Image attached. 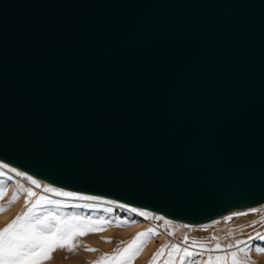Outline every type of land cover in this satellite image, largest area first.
Wrapping results in <instances>:
<instances>
[{
    "label": "water",
    "instance_id": "1",
    "mask_svg": "<svg viewBox=\"0 0 264 264\" xmlns=\"http://www.w3.org/2000/svg\"><path fill=\"white\" fill-rule=\"evenodd\" d=\"M0 159L188 223L264 202V0H0Z\"/></svg>",
    "mask_w": 264,
    "mask_h": 264
},
{
    "label": "rangeland",
    "instance_id": "2",
    "mask_svg": "<svg viewBox=\"0 0 264 264\" xmlns=\"http://www.w3.org/2000/svg\"><path fill=\"white\" fill-rule=\"evenodd\" d=\"M35 181L36 184H33L26 176H20L13 170L0 166V190L4 193L0 197V208L5 209L0 212V230L6 228L17 216L22 215L33 205H35L33 213L36 216H43L49 212L64 218L73 215L91 216L98 223L89 227L102 229L75 237L74 243L77 247L73 251L58 248L50 254L51 258L42 261V264H94L98 261L102 264H119L123 250L128 247L138 233L147 232L149 229H152L154 234L150 232L147 237H141L143 241L141 250L133 256L130 264H150L154 254L159 251L161 246L165 245L167 247L157 257L155 264H207L209 257L212 258L211 264H233L231 255L233 252L237 253L235 259L238 264H264V252L258 253L255 247H250L253 244L264 246V239L257 237V233L264 237V211L260 212L261 215L257 214L261 211L259 209H255L256 212H251L250 207H248L249 209H237L241 211L239 213L248 211L247 215H230L228 212L219 218L203 223L202 226L197 225L196 232L189 235L185 230L178 232L177 221L162 214L122 202L117 203V200L111 198L77 193L71 190L66 191L75 193L77 196H91L96 199H74L52 192L36 191L32 186L37 187L40 182ZM29 191L34 195L29 196ZM14 195L16 199L13 202ZM41 197L46 199L41 200ZM47 201H53V203ZM120 205H124V207H120ZM256 206L264 207V202ZM133 208L136 209V212L131 211ZM140 212H144L146 216H140ZM101 217L103 220L100 219ZM157 217H161V219H157ZM227 217L232 218L227 219ZM117 220L122 223L117 224ZM225 227H234L236 230L232 233V241H225L224 234L218 235ZM188 228L190 227L187 226L186 229ZM213 233L216 234L215 238L214 236L212 238ZM174 236H178L180 241L186 244L174 241L172 238ZM187 236H191V238ZM249 236L255 237V239L250 241L248 240ZM237 241L246 243L237 246ZM217 244L220 245L219 248H216ZM172 245H178L180 251H174ZM229 245H233V247H229ZM85 246L95 249V251H87ZM185 248L193 253L191 257L183 252ZM240 248H244L245 251L241 252ZM170 252L171 255H169ZM216 257H223V259L217 261Z\"/></svg>",
    "mask_w": 264,
    "mask_h": 264
},
{
    "label": "snow or ice",
    "instance_id": "3",
    "mask_svg": "<svg viewBox=\"0 0 264 264\" xmlns=\"http://www.w3.org/2000/svg\"><path fill=\"white\" fill-rule=\"evenodd\" d=\"M19 175V173H17ZM31 179V178H29ZM33 184H36L35 180L31 181ZM39 186V185H37ZM46 192H52L56 195L82 199V200H93L95 197L91 196H77L75 193L69 191H59L55 188L45 187ZM3 191L0 190V197L3 196ZM29 196L34 195L31 191L28 192ZM16 199L15 195L13 196V202ZM41 200L46 198L41 197ZM48 203H53V201H47ZM124 207V205H120ZM29 208L22 215L17 216L6 228L0 230V264H42V261L51 258V253L56 249H68L73 251L77 245L74 243V238L81 235H86L88 232H95L102 230L97 227H89L90 225H95L98 221L94 220L91 216H79L73 215L67 218L59 216L54 213H46L43 216H36L33 213V209ZM5 211V209L0 208V212ZM111 211V209H109ZM131 211L136 212V209H131ZM255 211V210H252ZM140 216H146L144 212L139 213ZM235 215H246V213H237ZM232 217H227L231 219ZM103 220V218H100ZM161 219V217H157ZM127 222V221H123ZM135 222V221H133ZM110 223V221H109ZM117 224L122 223L117 220ZM153 232L152 229H149L147 232L138 233L137 236L132 240L127 248L121 253V259L119 264H130L131 259L135 256L140 250L143 244L141 237H147L148 234ZM257 237H261L257 233ZM255 237L249 236L248 240H254ZM246 243L245 241H237L236 245ZM167 247L161 246L159 251L154 254L153 260L150 261V264H155L157 257L163 253L164 248ZM174 251H180L178 245L171 246ZM220 245L217 244L216 248H219ZM233 247V245H229ZM250 247H255V250L258 253L264 252V246L253 244ZM87 251H95V249L88 248L85 246ZM241 252H244V248H240ZM183 252L191 257L192 252H189L187 248L183 249ZM172 253L170 252L169 255ZM233 257V264H238V261L235 259L237 256L236 252L231 253ZM223 257H216V260L219 261ZM212 258L209 257L207 264H211ZM94 264H102V262H94Z\"/></svg>",
    "mask_w": 264,
    "mask_h": 264
},
{
    "label": "bare ground",
    "instance_id": "4",
    "mask_svg": "<svg viewBox=\"0 0 264 264\" xmlns=\"http://www.w3.org/2000/svg\"><path fill=\"white\" fill-rule=\"evenodd\" d=\"M0 166L1 167H4V168H6V169H11V170H13L14 172H16V173H19V175L20 176H26L27 177V179L28 178H31V179H29V181H32V180H37L38 182H40V187H35V186H32L36 191H43V192H45V187H53V188H56V189H58V190H62V191H66V190H69L70 191V189H66V188H63V187H60V186H57V185H55V184H52L51 182H48L47 180H43V179H41V178H38V177H36V176H34L33 174H31V173H29V172H26V171H24V170H22V169H20V168H18V167H16V166H14V165H12V164H10V163H8V162H5V161H3V160H1L0 159ZM31 185V184H30ZM71 191H74V190H71ZM77 193L79 192V191H76ZM81 193H85V192H81ZM86 194H89V193H86ZM91 195H95V194H91ZM96 196H101V195H96ZM103 197H105V196H103ZM103 197H102V199H103ZM107 198H109V197H107ZM111 199H113V198H111ZM110 199V201H112ZM107 200H109V199H107ZM114 200H116V199H114ZM115 202V201H114ZM117 203L118 202H122V201H119V200H117L116 201ZM115 202V203H116ZM123 204L125 203V202H122ZM127 205H131V204H128V203H126ZM261 204V203H260ZM132 206H134V205H132ZM131 206V207H132ZM263 206V205H262ZM257 207V206H251L250 207V211L251 212H253L252 210H255V209H259V210H261V211H259V213L257 212V214H260V212H262V211H264V207ZM135 207V206H134ZM136 207H138V206H136ZM139 208H141V207H139ZM248 208V207H247ZM143 209H146V208H143ZM240 209V208H239ZM242 209H245V208H242ZM249 209V208H248ZM147 210H149V209H147ZM146 210V211H147ZM149 211H152V210H149ZM257 211V210H256ZM255 211V212H256ZM153 212H155V211H153ZM239 213V212H241L240 210H237V209H233V210H231V211H229V213L228 214H237V213ZM246 212H248V211H243V213H246ZM254 212V213H255ZM156 213H158V212H156ZM160 214V213H159ZM226 214V213H225ZM163 215V214H162ZM224 215V214H223ZM223 215H221V216H223ZM247 215V214H246ZM261 215V214H260ZM165 216V215H164ZM221 216H219V217H221ZM167 217V216H166ZM219 217H217V218H219ZM233 217V216H232ZM168 218H170V217H168ZM241 218V217H240ZM170 219H173V218H170ZM216 219V218H215ZM174 220H176L177 221V223H178V229H179V231L178 232H184V230H185V232H186V234H192L193 232H196V230L197 229H195L196 228V226L198 225V226H202L203 225V223H206V222H209V221H212V220H209V221H206V222H201V223H188V222H185V221H183V220H177V219H174ZM174 220H172V221H174ZM214 220V219H213ZM213 223V222H212ZM187 226L188 227H190V228H188V229H186L187 228ZM223 226V225H222ZM225 226H226V224H225ZM193 227V228H192ZM171 231H172V229H170ZM236 230L234 229V227H225L224 228V230L220 233L219 232V234L218 235H222V234H224V239H226L225 241H232V233L233 232H235ZM172 234V233H171ZM213 236H214V238H215V236H216V234L215 233H213V235H212V238H213ZM188 238L190 237L191 238V236H187ZM173 238V240L174 241H176V242H180V243H182V244H186V243H183V241L181 242L180 241V239H179V237L178 236H174V237H172ZM187 238V239H188ZM217 242V241H216ZM192 247V246H191Z\"/></svg>",
    "mask_w": 264,
    "mask_h": 264
}]
</instances>
